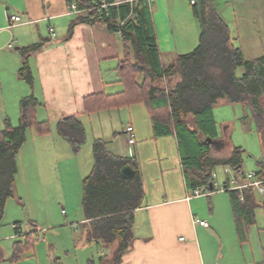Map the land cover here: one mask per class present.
<instances>
[{"label": "crops", "instance_id": "crops-1", "mask_svg": "<svg viewBox=\"0 0 264 264\" xmlns=\"http://www.w3.org/2000/svg\"><path fill=\"white\" fill-rule=\"evenodd\" d=\"M140 1L114 0L116 4L132 5ZM144 1L153 15L161 58L164 64L168 61L165 65L198 46L200 25L191 0ZM69 4V0H0V130L5 128L8 119L13 126L18 117L20 122L21 100L32 95L40 102L37 119L48 121L50 125V131L45 134L34 131L37 137L27 135L24 150L32 159L27 166L32 173L34 170L40 172L46 156L41 144L46 142V137L58 132V122L70 115H78L81 119L87 130V141L102 138L114 154L136 157L144 194L140 207L134 212L133 238L123 250L119 264H249L243 250L245 238L238 233L230 193L213 191L209 195L190 197L195 188L187 183L177 139L174 135L155 136L143 103L85 113L88 96L123 90L120 65L126 58L134 59L135 53L131 43L122 39L120 31H111L104 22H88L85 18L90 11H70ZM13 14L20 15L22 22L11 26ZM235 21L237 34L230 26L234 43L242 48L246 58L241 28L238 29L237 18ZM52 27L55 37L50 33ZM34 46L37 47L32 48ZM25 56L32 74L31 82L20 74ZM218 101L230 104L226 98ZM128 125L135 128L136 143L133 145L129 144V135L125 132ZM228 128L225 134L219 128L218 139L222 140V146L213 147L214 150L225 148L226 155L234 147ZM57 134L62 137L59 132ZM57 138L56 135L53 141ZM69 155L72 160L76 159L75 154ZM260 159L257 157L256 161ZM17 168L19 172L18 155ZM256 170L257 167L251 171ZM238 178L245 181L244 177ZM200 220L207 221L208 226L201 225ZM78 221L79 224H74L78 232L73 236L75 248L71 245L62 250L55 240L42 238V245L48 246L49 263L59 258L66 264L60 255H70L73 248L75 264H89L90 260L94 264H113L119 241L106 244L93 237L92 221L86 218L84 209ZM13 224V229L0 228V264H29L26 262L31 261L27 260L34 256L31 251L17 262L9 260L13 243L31 232L21 227L19 221ZM35 231L40 240L38 229ZM10 239L14 240L11 252L1 245ZM80 248L82 253L78 251ZM262 260L263 257L260 260L254 257L255 264H262Z\"/></svg>", "mask_w": 264, "mask_h": 264}, {"label": "trees", "instance_id": "trees-1", "mask_svg": "<svg viewBox=\"0 0 264 264\" xmlns=\"http://www.w3.org/2000/svg\"><path fill=\"white\" fill-rule=\"evenodd\" d=\"M69 1H75L78 9L90 10L100 0ZM106 2L109 4L106 9L100 13L90 11L85 19L107 23L111 31H120L122 39L131 43L135 57L121 62L123 90L88 96L85 113L143 103L155 136L174 135L177 139L190 187L209 188L219 167L225 175L224 181L230 178L224 172L225 167L233 169L238 177H244L245 149L234 146L227 155L217 156L207 138L220 137L214 108L220 98H226L230 104L249 106L264 149V55L246 59L242 48L234 43L230 26L220 16L216 0H196L193 9L200 25L199 44L193 51L180 54L173 63L165 65L148 3L144 0L137 5L116 4L114 0ZM240 68L242 73L239 75ZM20 74L31 82L27 56ZM39 103L32 95L23 98L20 125L13 126L8 119L5 128L0 130V228L8 200L18 195L17 155L26 141L27 129L33 128L37 134L50 131L48 121L37 119ZM57 130L74 152L80 151L86 143L87 130L78 115L63 117ZM92 155V171L83 180L82 205L86 218L92 221L93 237L106 244L119 241L113 263L119 264L123 250L133 238L134 212L140 207L144 194L138 161L135 156L114 154L102 138L93 141ZM256 164L258 176L264 179V159ZM126 165L136 170L131 179L121 174ZM228 193L232 198L238 233L245 238V229L256 221V208L264 207V195L253 186L245 188L243 202L238 191ZM17 229L19 232L18 226ZM35 232H28L22 240L13 243L10 261L17 262L34 249L39 240ZM53 264L63 263L56 258ZM89 264H94L93 260Z\"/></svg>", "mask_w": 264, "mask_h": 264}, {"label": "rangeland", "instance_id": "rangeland-1", "mask_svg": "<svg viewBox=\"0 0 264 264\" xmlns=\"http://www.w3.org/2000/svg\"><path fill=\"white\" fill-rule=\"evenodd\" d=\"M216 3L219 4L217 7L220 8L223 20L230 24L235 34H237L235 21L237 18L240 25L238 29L241 28L239 31L243 38L241 41L246 49V58L250 60L264 55V0H216ZM165 62L167 64L168 61ZM237 72L240 75L242 69H238ZM214 113L221 133L225 134L227 130L225 128L229 126L227 132L230 134L232 144L245 149L243 171L249 173L255 170L257 157L264 159L262 155L264 149L261 147L249 106L247 104H222L218 101ZM38 120L41 119L38 118ZM19 123L18 117L14 126H18ZM53 130L55 131L54 128ZM57 133L46 137V142L41 144L46 156L42 159V167L38 164L41 167L40 172L34 170L35 172L32 173V170L27 169L32 159L29 152L24 150L27 140L23 144L18 154L20 169L17 175L18 195L8 200L2 222L1 229H13L14 221H19L21 227L28 231L38 229L40 240L30 253L34 256L27 260L31 261L26 262L29 264L51 263L47 256L48 246L47 244L42 245L43 237L55 240L62 250L68 249L71 245L74 246L73 236L78 233L74 229L77 225L74 224H79L78 218L83 215L82 187L85 176L93 167V139L86 140L81 150L76 153L73 151V153L68 142ZM31 134L34 137L38 136L33 128H28L27 135ZM56 135L60 139L59 142L58 138L53 141ZM213 153L217 156L226 155L225 148L215 149ZM69 154H75L76 159L72 160ZM217 172L222 181L224 175L222 169L219 167ZM255 214V223L245 229L246 240L243 244L249 264H255L254 257L259 260L263 257L264 207L256 208ZM45 226L55 227L42 229ZM12 241L14 240H4L1 245H5L10 251ZM78 251L82 253L81 248ZM74 255L75 250L73 251L72 248L70 255L62 253L60 256L64 258L66 264H75Z\"/></svg>", "mask_w": 264, "mask_h": 264}, {"label": "built area", "instance_id": "built-area-1", "mask_svg": "<svg viewBox=\"0 0 264 264\" xmlns=\"http://www.w3.org/2000/svg\"><path fill=\"white\" fill-rule=\"evenodd\" d=\"M196 0H191V3L194 4ZM108 3L106 0H100L94 4V6L86 11H97L100 13L104 9L108 7ZM70 11H79L77 3L75 1L71 2L69 4ZM10 21L12 22L11 26H13L15 23H21L22 18L18 14H13L10 17ZM50 33L53 37L56 36L55 29L52 27L50 28ZM125 132L129 135V144L133 145L136 143V134H135V128L133 125H128L125 128ZM224 172L230 175V178L228 181H221L219 178V175L215 172L213 174V189L211 190L210 187H197L193 190L192 196L198 197L202 195H209L213 191H238L240 193V199L241 201H245V196H244V190L247 187H255L257 191L261 194L264 195V179L260 178L257 174L256 171H251L247 174H245L244 178L245 181H241L237 175L234 173L233 169L230 167H225ZM201 225L208 226L207 221L205 220H200L199 221ZM183 239V238H182Z\"/></svg>", "mask_w": 264, "mask_h": 264}, {"label": "water", "instance_id": "water-1", "mask_svg": "<svg viewBox=\"0 0 264 264\" xmlns=\"http://www.w3.org/2000/svg\"><path fill=\"white\" fill-rule=\"evenodd\" d=\"M207 141L211 144L212 147H221L222 146V140L221 139H212L210 137L207 138ZM121 174L126 179H131L135 176L136 170L131 165H126L121 169ZM213 184H210V189L212 190Z\"/></svg>", "mask_w": 264, "mask_h": 264}]
</instances>
